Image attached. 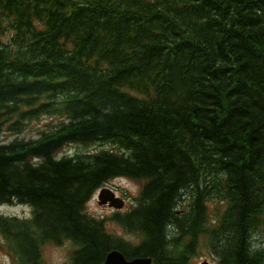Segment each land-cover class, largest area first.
<instances>
[{"label":"trees","instance_id":"obj_1","mask_svg":"<svg viewBox=\"0 0 264 264\" xmlns=\"http://www.w3.org/2000/svg\"><path fill=\"white\" fill-rule=\"evenodd\" d=\"M43 115L60 122L21 135ZM95 142L113 147L59 155ZM119 176L143 181L109 217L137 243L86 211ZM13 202L32 207L0 213L15 264L67 240L69 264L115 248L187 264L203 239L218 264H264V0H0V204Z\"/></svg>","mask_w":264,"mask_h":264},{"label":"rangeland","instance_id":"obj_2","mask_svg":"<svg viewBox=\"0 0 264 264\" xmlns=\"http://www.w3.org/2000/svg\"><path fill=\"white\" fill-rule=\"evenodd\" d=\"M6 35V34H5ZM60 122L59 117H51L47 115L41 116L39 119L31 121L27 128L21 135L27 137L39 136L44 130L55 127ZM4 140L8 141L13 136L7 133H2ZM112 143L108 142H95L88 146L80 143H70L64 146L59 155L65 153H75L84 151H98L103 148L111 149ZM143 181L135 180L129 177H116L107 182L105 187L113 190L116 195L122 197L125 203L120 208H115L107 202H100L99 192L96 190L89 201L86 203V211L91 215L107 219V229L118 236H121L125 240L132 243L140 241V237L131 232L125 230L119 223L111 220L109 217L113 215L115 211L124 212L134 206L136 197L140 195ZM0 213L5 215H17L19 217L29 218L32 214V207L25 203H4L0 204ZM255 240H259L264 243V228L259 230V234L255 237ZM73 244L70 241L62 242L61 244L46 243L42 249V259L46 264H69L71 250ZM207 261L208 264H218L217 257L213 254L210 247L204 243V239L201 241L199 252L191 256L187 264H199L200 262ZM0 264H15L11 255L5 248L4 239L0 235Z\"/></svg>","mask_w":264,"mask_h":264},{"label":"water","instance_id":"obj_3","mask_svg":"<svg viewBox=\"0 0 264 264\" xmlns=\"http://www.w3.org/2000/svg\"><path fill=\"white\" fill-rule=\"evenodd\" d=\"M100 202H107L111 206L120 208L123 206L124 201L115 195V193L109 188H102L99 193ZM104 264H152V257H134L128 259L122 251L119 249H112L106 255ZM200 264H208L207 261H203Z\"/></svg>","mask_w":264,"mask_h":264}]
</instances>
